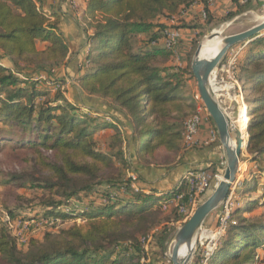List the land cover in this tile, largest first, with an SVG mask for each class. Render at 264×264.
Returning a JSON list of instances; mask_svg holds the SVG:
<instances>
[{
  "label": "trees",
  "instance_id": "1",
  "mask_svg": "<svg viewBox=\"0 0 264 264\" xmlns=\"http://www.w3.org/2000/svg\"><path fill=\"white\" fill-rule=\"evenodd\" d=\"M84 1L80 19L91 33L82 61L89 66H81L75 80L84 94L109 100L118 118L85 112L62 90L50 96L53 86L34 77L63 83L53 76L68 54L59 17L34 0H0V148L32 152L7 181L17 193L16 204L0 216V264H149L143 245L153 231L160 226L150 250L165 257L172 228L163 223L185 217L177 206L163 217L159 206L183 191V184L165 192L150 185L145 192L135 184L140 178L126 176L122 168L136 175L153 165L176 168L182 158L183 122L195 109L187 102L184 75L190 81L193 74L187 59L184 66L170 63L162 32L176 25L158 17L176 20L195 0ZM246 1H236L237 12L254 8ZM177 21L178 29H199L205 22ZM36 40L48 44L38 49ZM236 67L237 79L253 85L246 99L249 161L237 205L207 264H256V250L264 252V36L241 49ZM107 135L123 147L112 152L109 142L105 150ZM31 218L83 222L44 230L20 247L9 222ZM201 259L196 255L192 264Z\"/></svg>",
  "mask_w": 264,
  "mask_h": 264
},
{
  "label": "rangeland",
  "instance_id": "2",
  "mask_svg": "<svg viewBox=\"0 0 264 264\" xmlns=\"http://www.w3.org/2000/svg\"><path fill=\"white\" fill-rule=\"evenodd\" d=\"M73 4L77 5L75 0H71ZM264 2V1H263ZM76 9L79 12V9L76 7ZM264 18V3L261 6H256L255 8L252 9H247L242 12H237L235 11H229L228 14H225L221 17H218L216 20H212L211 23H206V18L202 20L204 22L203 27L199 28V32L197 35L192 39V42L190 43V48L189 50L187 49L186 52H184V60L186 59L187 64L191 65V60L193 58L195 49L204 40L209 39L207 36H209L212 32L213 34H218L220 38L222 36L230 35L233 33L240 32L242 30H245L257 23L260 22L259 18ZM162 17H158V20H161ZM180 32V30H179ZM215 36V35H214ZM180 39V36H179ZM178 39V40H179ZM178 41L176 46L170 50L172 52V60L170 61L171 64H175V66H179V61L181 62V56L180 59H177L178 53L182 52V50H179L178 47ZM244 44H236L232 46L222 59V61H226L230 59L234 54H237L239 56V52L241 51L242 48H244ZM190 60V62H189ZM86 61V60H85ZM85 61H81L77 68L74 70H65L59 67H56L53 72L54 78H63L64 82L63 85L61 84L59 88H54L50 89L49 91L50 96L54 95L57 90H63L65 95L70 98V101L73 100L75 103L78 101L82 107L83 111L85 112H91L92 114H99L105 119L110 120V116H115L118 118L117 111L115 110L113 104L107 100V99H102L98 98L95 96H88L81 91L77 85V82L75 80L76 75L78 74L79 69H81V66L85 63ZM84 68V67H82ZM63 71V72H62ZM219 73L218 70H216V74ZM224 81L223 83L220 84V90L219 92L216 93V99L219 102V105L223 108V110L229 115V117L232 119L233 122L237 125V127H240L243 125L244 129L248 128V123H249V114L247 112L246 114V109H248V104L246 102V99L249 98L252 95V88L253 85L251 83H245V82H240L237 80V84H234L233 86L231 85V79L230 77L226 76L225 74L223 75ZM184 78L187 83L188 87V101L191 102L195 105V100H194V95L198 94L197 93V87H196V81L195 78L193 77V80H188V76L185 74ZM40 84V83H39ZM45 85V84H44ZM64 95V96H65ZM200 102V101H199ZM205 115L206 111L204 109ZM247 125V127H246ZM247 131V130H246ZM107 132V131H106ZM102 133V132H101ZM107 133L112 134L113 131L110 130ZM247 136V132H246ZM112 140V141H111ZM101 143L104 147L105 150H109V144L112 142L113 148L111 149L112 152H115L119 147H123L122 143H119L118 139L114 137L112 139L111 136H106L104 139L102 138ZM110 142V143H109ZM32 152H29V150L26 149H11L10 147H4L0 148V216L4 217L7 213V207H12L16 204V201L14 200L15 196L14 193H17V189L15 188L14 185L8 184V178L11 173L18 172L23 165V158L28 156V154H31ZM125 153L128 156V152L125 149ZM248 157V154L246 152L243 153L242 159H241V165L240 168L244 169V158ZM117 162V160H114ZM121 165L119 164V167ZM132 167H135L134 164L131 165ZM181 166H179L180 168ZM122 168V167H121ZM169 168V169H168ZM179 168H170V167H160V166H150L148 169H141L139 171H136L133 173V171L129 168H122L123 172L125 173L126 176H134V178H140L136 185L142 184L145 188L143 189L145 192H148L149 186L151 184L158 185L161 188L167 187L172 189L173 187L177 186L180 184L181 177L183 174L180 176H176V172H178ZM135 169V168H134ZM240 169V170H241ZM180 170V169H179ZM169 171V172H167ZM138 172V173H137ZM174 172V173H173ZM166 173H172V176H176L173 178V180H165V175ZM185 173V172H184ZM138 176V177H137ZM145 182H147L145 184ZM134 184V185H135ZM163 186V187H162ZM215 186H212L210 188L205 189L202 194L200 195L199 199L201 202L205 200L214 190ZM199 202V204L201 203ZM163 210L162 216H166L169 214L170 208L173 206L171 204L166 203V200L161 202L159 204ZM164 206L167 208L164 209ZM196 208V206H195ZM193 212V211H192ZM191 212V213H192ZM220 212V206L217 207L214 211H212L206 219L203 221L201 227L199 228L197 232V247L195 248L189 262L187 264H192V260L196 255H203L204 251L211 245V242L213 238V232L215 228L218 225V215ZM190 216V215H189ZM188 216V217H189ZM186 217L184 220L179 221V222H165L167 227H171L169 232H167V237H166V250H165V257H161L159 255L158 250L156 251L150 250V240L153 239L155 240V236H157V230L160 229V226L156 228L152 233L151 238H149L143 245L145 248V253L146 256L149 258L148 262L149 264H171L169 260V255H170V250L173 242V236L176 232V230L188 219ZM82 223L83 219L81 218H70V219H50V221H45L38 219L36 223L30 224L27 227H21L22 224L18 223V219L11 221V233L13 236H15L18 241L20 247H23V245L26 243V240L33 236V235H41L44 230H53L57 231L59 228L65 227L69 224L72 223ZM154 237V238H153ZM152 241V243H153ZM149 243V244H148ZM154 245V244H153ZM152 245V246H153ZM257 253L260 255L264 254V252L260 251L259 249L256 250Z\"/></svg>",
  "mask_w": 264,
  "mask_h": 264
},
{
  "label": "crops",
  "instance_id": "3",
  "mask_svg": "<svg viewBox=\"0 0 264 264\" xmlns=\"http://www.w3.org/2000/svg\"><path fill=\"white\" fill-rule=\"evenodd\" d=\"M37 4H39L43 9L49 12L55 13L59 17V31L65 42L68 46V54L67 57L60 62L56 67L65 69V70H74L77 68L78 64L85 58L86 52L88 50V41L87 35L91 33V30L85 29V23H83L80 19L81 11L84 6V0H75L77 3L78 10L73 6V2L71 0H34ZM236 1L239 4L245 2L246 0H215L211 5H205L204 0H195L189 6L185 7L180 15L176 17L175 21H172L176 26L178 24L177 20H184L186 22L190 20H201V11L208 10L210 13L212 20H216L218 17H221L225 14H228L229 11L236 10ZM264 0H250L248 4H251L254 8L256 6H261ZM247 2V1H246ZM160 21L168 22L172 24L171 20H166L162 18ZM180 30V39L178 40V49L182 50V52L178 53L177 59H180L179 66H184V52L189 50L190 43L192 39L199 32L198 28L195 27H179ZM48 44L47 41L36 40V46L38 49H43ZM63 72V71H62ZM64 82V79L63 81ZM63 85V83H62ZM63 91V90H62ZM63 94L65 95L64 91ZM66 96V95H65ZM68 100L70 98L66 96ZM73 101V100H71ZM74 102V101H73ZM80 104L78 101L76 102ZM82 106V105H81ZM83 109V107H82ZM247 127V126H246ZM213 135L215 137L213 138ZM182 156L179 164L176 166L178 172H176V176H180L184 174L187 170L195 169H205L210 172L218 171L222 168V162L225 161V153L221 147L219 142L218 135L209 119H204L200 125V128L196 134V144L190 148L185 149L180 154ZM248 157L244 158L247 159ZM244 169H239L240 174L237 177L238 182L240 183L237 186V190L242 191L241 181L244 178L245 171L247 169L248 161L244 162ZM220 171V170H219ZM169 172V171H167ZM174 173V172H173ZM165 180H173L176 176H172V173H166ZM176 177V178H177ZM174 181V180H173ZM152 187L160 191H167L169 188L163 187L161 188L157 184H151ZM263 252V251H262ZM260 255V254H259ZM261 261L256 264H264V254L260 255Z\"/></svg>",
  "mask_w": 264,
  "mask_h": 264
},
{
  "label": "water",
  "instance_id": "4",
  "mask_svg": "<svg viewBox=\"0 0 264 264\" xmlns=\"http://www.w3.org/2000/svg\"><path fill=\"white\" fill-rule=\"evenodd\" d=\"M214 35L218 34H213L212 32L207 37L210 39ZM261 36H264V20L240 32L222 36V47L212 59H200L199 53L202 41L195 49L190 65L191 72L196 81L197 93L201 104L218 135L219 142L225 153V165L222 179L216 184L212 193L196 206L188 219L176 230L169 255L171 264H187L189 262L197 247L198 240L195 241L192 253L185 258L179 256L181 246L191 235L198 232L206 217L219 207L226 198L240 174L241 157L247 150L248 136L245 142L241 143L239 128L219 105L211 90L209 84L210 75L232 46L239 43L246 45ZM232 135L234 138L233 146L230 144ZM247 161H249V158L244 159V162Z\"/></svg>",
  "mask_w": 264,
  "mask_h": 264
},
{
  "label": "built area",
  "instance_id": "5",
  "mask_svg": "<svg viewBox=\"0 0 264 264\" xmlns=\"http://www.w3.org/2000/svg\"><path fill=\"white\" fill-rule=\"evenodd\" d=\"M207 5H211L215 0H204ZM76 8L77 5L73 4ZM206 11H201V16L203 18L206 17ZM175 21L174 19L171 20ZM172 25H175L172 22ZM163 43L165 44L166 48L172 50L179 39L180 32L176 26H169L163 30ZM236 60L237 54H234L230 59L226 61H221L219 65L215 68V70L211 73L209 78V84L211 87L212 92L216 96L215 92H219L222 90L220 88V84L223 83L225 74L226 76L230 77L232 86L237 84V77H236ZM83 66L86 68L89 66V62L86 60ZM216 70L219 73L216 74ZM36 81L40 84H45L49 86H53L54 88H59L61 84H55L51 79H49L44 74H39L34 77ZM195 100V109L193 113L188 116L183 122V131H182V140L183 146L185 149H190L196 144V134L200 128V125L204 119H209L207 114L205 115L204 107L201 104L200 98L198 94L194 95ZM200 101V102H199ZM248 112V109H247ZM215 135H213V138ZM225 165V161L222 162V171L221 172H210L205 169H194V170H187L183 176L181 177L180 184L184 185V190L173 194L171 198L166 199V203L171 204L173 206H177L180 213L184 214L185 217H188L191 212L195 209V206L201 202L199 199L202 192L210 188L211 186H216V184L222 179L223 167ZM131 178L134 179V176ZM240 183L238 180L232 185L228 195L220 204V212L218 215V225L213 232V238L211 245L204 251V254L201 255L202 259L200 264H207L209 257L212 255L216 243L219 238L224 234L225 229L227 227L230 213L233 208L237 205V198L239 196V191L237 190V186ZM136 188V186L133 184ZM187 197V198H186ZM186 198V199H185ZM167 207L164 206V209ZM183 219V220H184ZM38 219L31 218V219H18V223L22 224L21 227H27L30 224L36 223ZM43 220V219H41ZM46 221V220H45ZM9 227H11V222H9Z\"/></svg>",
  "mask_w": 264,
  "mask_h": 264
},
{
  "label": "bare ground",
  "instance_id": "6",
  "mask_svg": "<svg viewBox=\"0 0 264 264\" xmlns=\"http://www.w3.org/2000/svg\"><path fill=\"white\" fill-rule=\"evenodd\" d=\"M259 18V17H258ZM260 21L264 20V18H259ZM222 47V38H220L218 35L213 36L210 39L204 40L201 43V50L199 53L200 59L203 60H209L212 59L217 52ZM239 128L240 131V139L241 143H244L246 140V130L244 129L243 125H241ZM231 146L234 145V138L233 135L231 136ZM197 233H194L187 239L183 245L181 246L179 250V256L181 258H185L187 255L191 254L194 249L195 241H197Z\"/></svg>",
  "mask_w": 264,
  "mask_h": 264
}]
</instances>
